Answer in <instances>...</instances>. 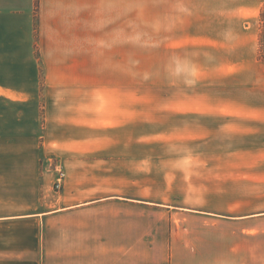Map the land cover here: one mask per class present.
<instances>
[{
  "label": "crops",
  "instance_id": "obj_1",
  "mask_svg": "<svg viewBox=\"0 0 264 264\" xmlns=\"http://www.w3.org/2000/svg\"><path fill=\"white\" fill-rule=\"evenodd\" d=\"M133 7L0 0V264H264V0L224 15L222 105L197 113L204 184L164 175L156 195L150 159L127 140ZM41 150L65 172L56 194Z\"/></svg>",
  "mask_w": 264,
  "mask_h": 264
},
{
  "label": "rangeland",
  "instance_id": "obj_2",
  "mask_svg": "<svg viewBox=\"0 0 264 264\" xmlns=\"http://www.w3.org/2000/svg\"><path fill=\"white\" fill-rule=\"evenodd\" d=\"M232 1L237 0H134V125L127 140L134 143V158L150 159V192L155 195L161 193L156 181L164 175L180 174L192 178L193 184H204L208 151L204 130L197 125L205 118L197 113L222 105V43L232 32L224 15L233 12ZM259 24L258 54L264 60V18ZM107 140L116 138L110 135ZM147 141L148 149L141 148ZM39 156L41 180L63 170L54 154L41 150ZM51 185L55 194L61 189ZM197 200L204 198L199 195ZM150 218L153 237L158 211L151 210Z\"/></svg>",
  "mask_w": 264,
  "mask_h": 264
},
{
  "label": "built area",
  "instance_id": "obj_3",
  "mask_svg": "<svg viewBox=\"0 0 264 264\" xmlns=\"http://www.w3.org/2000/svg\"><path fill=\"white\" fill-rule=\"evenodd\" d=\"M64 178H65V172L62 169H59L57 171V176H56L55 181H54V186L56 189L61 188L63 181H64Z\"/></svg>",
  "mask_w": 264,
  "mask_h": 264
},
{
  "label": "trees",
  "instance_id": "obj_4",
  "mask_svg": "<svg viewBox=\"0 0 264 264\" xmlns=\"http://www.w3.org/2000/svg\"><path fill=\"white\" fill-rule=\"evenodd\" d=\"M261 17L264 18V11L262 12Z\"/></svg>",
  "mask_w": 264,
  "mask_h": 264
}]
</instances>
